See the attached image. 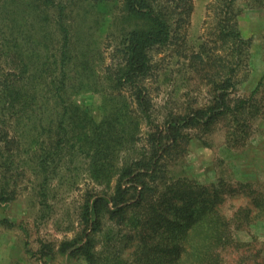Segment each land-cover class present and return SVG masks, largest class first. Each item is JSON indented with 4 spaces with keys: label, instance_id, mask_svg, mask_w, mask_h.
<instances>
[{
    "label": "trees",
    "instance_id": "16d2710c",
    "mask_svg": "<svg viewBox=\"0 0 264 264\" xmlns=\"http://www.w3.org/2000/svg\"><path fill=\"white\" fill-rule=\"evenodd\" d=\"M192 10L193 0H0V205L21 190L24 150L41 204L67 160L83 161L94 183L60 253L85 264H226L227 252L249 244L234 229L253 216L241 209L235 223L222 211L225 182L203 183L175 165L191 130L223 123L228 147L247 142L264 73L248 95L236 94L251 45L237 0L207 4L211 49L188 44ZM166 47L208 85L203 102L155 110L153 58ZM92 91L101 94L99 119L73 98Z\"/></svg>",
    "mask_w": 264,
    "mask_h": 264
},
{
    "label": "rangeland",
    "instance_id": "374dc122",
    "mask_svg": "<svg viewBox=\"0 0 264 264\" xmlns=\"http://www.w3.org/2000/svg\"><path fill=\"white\" fill-rule=\"evenodd\" d=\"M209 2L193 0L187 41L195 50L199 49L200 43L204 48L213 47L208 34L214 25L207 16ZM237 5L240 8L239 26L251 45L245 65L239 72L241 82L236 94L248 95L264 73V0H237ZM104 47L103 43L101 50L107 54ZM171 54L172 47L161 48L153 58L160 68L156 79L152 80L157 112L178 109L186 102L200 103L208 96V85L199 74L182 56ZM97 62L99 65L101 60L97 59L95 66ZM73 98L99 119V92H82ZM256 101L261 107L260 118L253 122V129L244 145L228 147L223 123L215 125V130L207 134L191 130L194 135L187 151L175 165L177 173L203 183L222 179L230 189L221 206L222 211L232 217L233 222L238 220L235 215L238 217L241 209H247L253 216L240 229L235 225V236L249 244L238 251L227 252L226 264L264 262V81ZM22 157L25 158L27 174L21 181V190L15 200L0 205V264H85L58 251L59 243L73 237L78 229L83 195L87 187L94 185L85 172L83 161L67 160L64 165L68 168L66 171L63 165L60 166L63 169L47 184L46 203L41 204L38 193L40 180L32 172L25 150ZM3 218L14 224L4 223ZM127 262L130 264L131 261Z\"/></svg>",
    "mask_w": 264,
    "mask_h": 264
}]
</instances>
